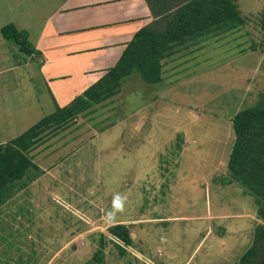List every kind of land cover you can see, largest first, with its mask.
Listing matches in <instances>:
<instances>
[{"label":"rangeland","instance_id":"1","mask_svg":"<svg viewBox=\"0 0 264 264\" xmlns=\"http://www.w3.org/2000/svg\"><path fill=\"white\" fill-rule=\"evenodd\" d=\"M236 2L246 25L207 44L168 96L135 72L113 102L45 136L40 177L0 210V264H100L99 249L104 264H236L246 253L257 198L231 183L228 162L234 116L264 94V0ZM7 43L16 59L0 49V71L24 57ZM115 223L131 227L125 255Z\"/></svg>","mask_w":264,"mask_h":264},{"label":"crops","instance_id":"2","mask_svg":"<svg viewBox=\"0 0 264 264\" xmlns=\"http://www.w3.org/2000/svg\"><path fill=\"white\" fill-rule=\"evenodd\" d=\"M153 21L145 0H0V49L7 50L10 59H16L1 33L3 27L13 24L28 33L36 51L0 71V75L11 74L0 80V127L12 135L1 139L0 145L22 135L57 108L70 105L116 65L135 34ZM223 35L180 47L166 58L162 82L157 84L160 96L165 98L173 92L183 68L193 69L196 55ZM111 99L87 114L110 104ZM257 213L255 199L253 212L247 216L253 221V231L261 223ZM253 241L254 237L247 250ZM244 254L237 256L236 264Z\"/></svg>","mask_w":264,"mask_h":264},{"label":"trees","instance_id":"3","mask_svg":"<svg viewBox=\"0 0 264 264\" xmlns=\"http://www.w3.org/2000/svg\"><path fill=\"white\" fill-rule=\"evenodd\" d=\"M154 21L138 31L126 45L116 65L109 69L72 103L35 124L22 135L0 145V210L18 193L40 177L41 168L34 162V152L48 133L58 134L121 91L123 82L135 72L149 85L162 82L163 61L183 46L209 36H221L246 25L236 0H145ZM264 32V14L260 21ZM1 33L18 51L35 54L29 35L9 24ZM235 140L228 162L231 179L257 198L258 219L254 241L239 264H264V94L253 106L239 111L232 120ZM113 244L125 255L124 246L133 240L129 228L115 223L108 228ZM105 237L101 246L105 247ZM124 245H121L120 243ZM103 249L93 261L104 264Z\"/></svg>","mask_w":264,"mask_h":264},{"label":"clouds","instance_id":"4","mask_svg":"<svg viewBox=\"0 0 264 264\" xmlns=\"http://www.w3.org/2000/svg\"><path fill=\"white\" fill-rule=\"evenodd\" d=\"M117 199L120 200L119 210H122V207H123L122 198L118 197Z\"/></svg>","mask_w":264,"mask_h":264}]
</instances>
